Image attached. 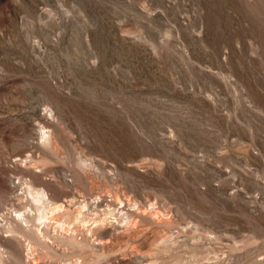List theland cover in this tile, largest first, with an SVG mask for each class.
<instances>
[{
    "label": "rangeland",
    "instance_id": "374dc122",
    "mask_svg": "<svg viewBox=\"0 0 264 264\" xmlns=\"http://www.w3.org/2000/svg\"><path fill=\"white\" fill-rule=\"evenodd\" d=\"M0 264H264V0H0Z\"/></svg>",
    "mask_w": 264,
    "mask_h": 264
},
{
    "label": "bare ground",
    "instance_id": "6f19581e",
    "mask_svg": "<svg viewBox=\"0 0 264 264\" xmlns=\"http://www.w3.org/2000/svg\"><path fill=\"white\" fill-rule=\"evenodd\" d=\"M29 192L33 195V198L35 199V200H41L42 198H43V196H44V194H45V192H44V190L43 189H38V188H34V187H31L30 189H29ZM46 195V194H45ZM46 198V197H45ZM51 203V202H50ZM46 204V203H44L43 202V200H42V202L40 203V205H38V213L35 215V218H43L44 216H47V214L46 213H48L49 211H48V209H50V212L52 213V211L53 210H55V208H56V210H57V208H60L59 207V205L57 204H53V205H51V204ZM30 210H31V208H30ZM55 210V211H56ZM48 211V212H47ZM20 212V211H19ZM83 212V210H82V206H80L79 208H78V210H77V212H76V214H74V216H73V219L72 220H78V221H82V223H83V217H81V213ZM60 213H61V211H60ZM55 214V213H54ZM20 216V215H19ZM51 216V215H50ZM53 217H54V215H53ZM46 218V217H45ZM126 218V217H125ZM128 218V217H127ZM127 218H126V220H127ZM53 219V218H52ZM77 221V222H78ZM65 220H59V221H57V223H58V225L59 226H61L63 229H68L67 227H66V225L67 224H65ZM102 222V221H101ZM41 223H43V222H41ZM81 223V224H82ZM55 225V224H54ZM69 226V225H68ZM54 227V226H53ZM70 228V227H69ZM91 229V228H90ZM30 246H32L31 245V243H30ZM29 246V247H30ZM31 248H33V247H31ZM30 249V248H29Z\"/></svg>",
    "mask_w": 264,
    "mask_h": 264
}]
</instances>
